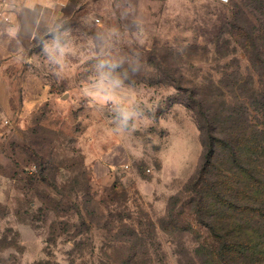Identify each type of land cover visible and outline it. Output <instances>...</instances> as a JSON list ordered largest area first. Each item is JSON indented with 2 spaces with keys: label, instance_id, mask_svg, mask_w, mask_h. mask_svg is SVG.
Segmentation results:
<instances>
[{
  "label": "rangeland",
  "instance_id": "374dc122",
  "mask_svg": "<svg viewBox=\"0 0 264 264\" xmlns=\"http://www.w3.org/2000/svg\"><path fill=\"white\" fill-rule=\"evenodd\" d=\"M49 13L14 74L25 110L17 97L0 120V264H222L186 192L204 152L192 108L216 98L228 131L223 98L244 109L263 95L264 41H245L264 29V0H66ZM53 33L57 63L42 47ZM101 63L146 118L134 128L83 95Z\"/></svg>",
  "mask_w": 264,
  "mask_h": 264
},
{
  "label": "trees",
  "instance_id": "16d2710c",
  "mask_svg": "<svg viewBox=\"0 0 264 264\" xmlns=\"http://www.w3.org/2000/svg\"><path fill=\"white\" fill-rule=\"evenodd\" d=\"M263 31L245 41L248 50L260 51ZM252 66L264 87V67L257 61ZM233 100L223 98L231 124L226 131L214 123L217 113L210 107L216 98L195 99L204 152L186 192L197 217L218 238L215 255L222 264H264V93L248 99L244 109ZM252 113L262 125H252Z\"/></svg>",
  "mask_w": 264,
  "mask_h": 264
},
{
  "label": "crops",
  "instance_id": "0c3cea01",
  "mask_svg": "<svg viewBox=\"0 0 264 264\" xmlns=\"http://www.w3.org/2000/svg\"><path fill=\"white\" fill-rule=\"evenodd\" d=\"M66 0H0V120L12 111V101L19 98L25 110L24 93L16 92V66L31 47L41 25L46 23L57 2ZM17 74V73H16ZM18 108V107H17ZM20 111V110H19ZM17 110V113H21ZM7 122V121H6Z\"/></svg>",
  "mask_w": 264,
  "mask_h": 264
},
{
  "label": "clouds",
  "instance_id": "9594fccd",
  "mask_svg": "<svg viewBox=\"0 0 264 264\" xmlns=\"http://www.w3.org/2000/svg\"><path fill=\"white\" fill-rule=\"evenodd\" d=\"M51 43L43 45V51L53 62H58L59 55L63 52V46L58 41L56 35L51 36ZM116 67L101 63L96 73L84 84L82 92L91 104L100 107L110 106L113 112V120L118 122V126L123 130H129L136 126V122L141 119V113L129 104V97L126 95L123 80L116 72Z\"/></svg>",
  "mask_w": 264,
  "mask_h": 264
}]
</instances>
